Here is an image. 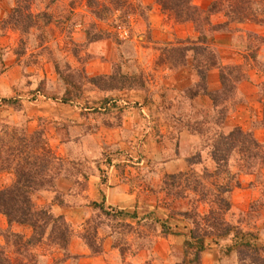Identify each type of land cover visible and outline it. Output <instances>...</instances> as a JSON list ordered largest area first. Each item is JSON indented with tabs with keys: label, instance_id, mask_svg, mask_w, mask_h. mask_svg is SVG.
Listing matches in <instances>:
<instances>
[{
	"label": "trees",
	"instance_id": "1",
	"mask_svg": "<svg viewBox=\"0 0 264 264\" xmlns=\"http://www.w3.org/2000/svg\"><path fill=\"white\" fill-rule=\"evenodd\" d=\"M13 1L15 4L11 12L0 21V34L11 29L26 38L15 51L18 58L26 55L28 38H34V32H37L38 47L49 52V47L44 44L49 38L46 29L55 21L53 15L47 11L34 12L36 0ZM78 1L80 4L86 2L87 8L99 22H110L113 16L119 14L112 24L114 28L129 27V19L137 13L145 19L144 13L139 7L134 8L130 0ZM155 2L170 20L177 24H192L197 34L194 39L178 40L157 48L161 53L159 65L185 67L191 57L200 82L188 91V95L194 98L195 95L204 94L213 102L212 113L198 114L195 120L189 119L185 124L189 132L200 137L201 152L188 159V172L163 178L162 191L167 201L164 204L169 211L167 219L158 213H151L146 230L140 231L126 222L127 219H135L136 214L110 210L102 203H93L96 214L87 222L82 239L94 254L100 253L97 229L109 220L113 221V232L118 235L116 247L124 258L131 250H134V255L143 249L153 252L159 236L178 235L183 236L185 241L179 248H174L182 256L180 262L173 264H202L204 253L212 245L217 246L220 255L236 253L241 263L264 264V245H260L259 233L244 228V220L233 223L227 218L232 212L231 195L235 189L242 187L241 177L255 176L256 183L263 182L264 143L256 138L254 129H264V113L262 122L255 123L251 130L236 127L225 132L228 116L245 103L238 89L249 77L241 66L223 65L215 43L217 34L233 33L234 24L253 23L264 27V0H212L206 7L196 4L195 0ZM75 3H71L72 9ZM144 8L148 13L146 23L149 30L151 8ZM217 16H222L224 22L215 23ZM85 35L86 43L75 45L73 50V56L81 67H74L69 62L62 67L54 55L48 58L55 65L65 90L61 93L55 83L52 85L47 80L40 86L43 94L71 105L81 101L89 92H100L106 95V105L121 93H147L150 90V80L136 62L132 39L122 40L119 35L99 29L97 21L90 24ZM109 39L115 40L119 50L118 56L112 59V73L106 76L89 75L85 64L93 58L91 55L81 58L80 49ZM236 47L240 52H246V61H253L264 74V59L258 56L264 48L263 37L250 33L246 40H238ZM212 69L220 71L222 88L217 92L208 91L207 76ZM260 97L264 101V83L260 85ZM1 106L18 109L22 104L19 99L6 98ZM208 161L213 163V168L209 167ZM81 171L77 162L65 160L49 147L45 123L34 134H29L24 126L0 123V174L10 173L13 177L10 185L0 188V214L6 217L9 224L8 230L0 229V264H42L38 250L44 253L59 250L65 254V259L70 258L69 247L74 230L64 217L56 216L53 212V205L63 204L62 196L56 194L52 203L42 207L38 206L36 200L46 191L56 192L60 177L74 180ZM257 204L259 201L253 204L252 209ZM170 218H174L177 224L174 225ZM14 225L32 228V237L26 239L25 235L13 232ZM150 231L158 233L157 236L149 234Z\"/></svg>",
	"mask_w": 264,
	"mask_h": 264
},
{
	"label": "crops",
	"instance_id": "2",
	"mask_svg": "<svg viewBox=\"0 0 264 264\" xmlns=\"http://www.w3.org/2000/svg\"><path fill=\"white\" fill-rule=\"evenodd\" d=\"M4 1L0 0V21L14 6L13 0ZM142 1L144 6L151 8L150 29L143 20L132 18L133 30L140 31V35L134 36L132 41L136 49V62L148 76L150 90L147 93H121L106 105V95L100 92L92 93L83 103L71 105L47 97L40 86L46 79L54 84L56 76L51 67L26 66V56L18 58L15 52L23 40L20 32L8 29L0 34V123L24 126L29 134L40 130L45 123L49 147L65 160L77 162L82 170L74 180L60 177L56 192L46 191L36 200L38 206L42 207L52 203L56 194H60L63 204L53 205V212L56 216L64 217L75 233L69 247L70 258L65 259V254L59 250L48 253L38 250L42 264L148 263L151 254L147 249L141 250L133 258L122 256L116 247L117 232H113V221L109 220L97 229L101 252H92L82 239L87 222L96 214L92 204L102 203L110 210L136 214L135 219H127L126 222L144 231L151 213H158L164 219L169 217L164 204L167 201L162 191L163 178L188 172V159L201 152L200 137L189 132L185 124L189 119L195 120L198 114L212 113L213 102L204 94L195 95L194 98L188 95V91L200 82L191 57L185 67L159 65L161 53L157 48L178 40L194 39L197 34L192 24H177L170 20L155 0ZM211 1L200 5L206 7ZM214 22H224V18L217 16ZM232 28L235 30L233 33L217 34L215 43L223 65L241 66L249 79L239 85V94L245 103L228 116L224 126L226 133L236 127L253 129L255 123L262 122L264 113V101L260 97L264 74L253 61H246V52H240L236 47V42L246 40L250 33L264 38V27L244 23L234 24ZM64 30L63 27L62 33ZM60 38L64 40L63 34ZM103 55L104 58H96L89 64L87 70L91 76L112 73L113 61L105 52ZM258 56L264 59V48ZM25 74L30 85L22 93L18 87L23 83ZM207 86L209 92L221 90L218 69L208 73ZM14 96L20 100V108L1 106L3 99ZM254 132L256 138L264 143V129H254ZM202 154L204 158L207 157L205 152ZM12 180V174H0V188L10 185ZM241 181L242 187L235 189L231 195L232 213L235 214L248 210L260 198L255 176H242ZM170 220L177 223L174 218ZM8 228L6 217L0 214V229L5 231ZM12 231L25 235L26 239L33 235V229L26 226L14 225ZM184 241L183 236H159L154 255L168 260L172 250L179 248ZM1 242L5 244L3 239ZM211 247L214 249L203 255V264H209L211 257L219 262L214 258L218 254L217 246ZM235 255L225 256V260L237 264Z\"/></svg>",
	"mask_w": 264,
	"mask_h": 264
},
{
	"label": "rangeland",
	"instance_id": "3",
	"mask_svg": "<svg viewBox=\"0 0 264 264\" xmlns=\"http://www.w3.org/2000/svg\"><path fill=\"white\" fill-rule=\"evenodd\" d=\"M101 1L104 2L106 0H101ZM205 1H207V0H195V2H200V3H198V5H200L201 3L202 4L205 3ZM6 2H7V0L4 1V3H6ZM72 2H76L75 6H73L74 9H72V7H71ZM130 2L132 3V5H134L133 6L134 8L139 7L140 8L139 10H141L145 15V19L141 18L138 13L134 17L143 20V22L147 25L146 19H147L148 13L146 14V11L144 8L146 6H144L143 1L142 0H130ZM13 4H15L14 1H13ZM33 9H34V12H36V13L42 12V11H47L48 13L53 15L55 21L48 29H46L47 34L49 35L48 36L49 38L47 39V41H48L47 44L45 43L44 45L49 47V49H50L49 52L45 51L43 48L38 47L39 44H37V43H39V42H38L37 37H36L37 32H34L35 33L34 34L35 39L31 38V37L28 38L29 44L27 47H29L28 50L30 51V54L28 51L26 52V55H25L26 57H25L24 62L26 64V66L29 63V66L34 65L35 67L38 66V67L45 68V69H46V66H49V68L51 67L53 75L56 76L55 81H54L55 87L59 88L60 92L63 93L65 90L64 83L61 80H59L55 65L48 58H50L51 55H54V57H56L59 60L60 65L62 67L64 66V64L66 62L71 63L74 67H81V64L73 56V50L76 47L75 45H79V44L84 45L86 43V35L85 34H86V30L88 29L90 24L97 21V26L99 27V29H103L105 31H110L111 33L118 35V33H117L118 27L114 28L112 26V24L117 20L116 17H118L119 14H116V16H113V18L110 20V22H99L91 14V12H90L91 10L89 8H87L86 2L83 1L80 4V1L77 2V0H36V4L34 5ZM131 19H129L130 25L128 24L127 26H129V27H127V28H129L131 31V35H132L131 39H132L134 36L138 37L140 35L138 32H140V31H138L137 29L133 30ZM63 27L65 30L62 33ZM61 34H63L64 40H62L60 38ZM21 36H22V39H26V38H24V36L22 34H21ZM32 44H33V46H30ZM80 50H81V58L86 57V55H91L93 58V59L89 60L87 62V64H85V68H86L87 72H88L87 68H88L89 64L92 63L96 58H99L102 56L104 58V55H103L104 52L109 57H111V60L116 58L119 54L117 43L113 39L101 41L98 43H93L88 48H86V49L81 48ZM32 63H34V64H32ZM49 80H51V79H49ZM44 81H47V79ZM51 81H49V82H51ZM29 83H30V80L27 77L26 79L23 80V83L18 87V90L20 89L21 90L20 92L24 93L26 91L25 89L29 85ZM92 93H94V92L87 93L81 101L76 102L75 104L83 103L84 101L87 100V98ZM12 98L14 99L15 96ZM204 143H202V144H204ZM206 160H208V159H206ZM208 165H209V167H211V162L208 161ZM198 169H200V168H198ZM256 184L258 185V188L260 189V198H258V200H256V201H254L248 210L241 211L238 214L231 212L227 218L230 221H232L233 223H237L238 221L242 222L244 220L245 223L244 224L242 223L244 225V228H246L247 230L252 231L254 233H257V234L259 233L260 245H264V170H263V182L260 183L258 181V183H256ZM257 201H259V204H257L255 206V208L252 209L253 204L256 203ZM176 224L174 223V225H176ZM182 224H181V227H183V225H184V224L183 225ZM150 232L151 233H149V234H151L154 237H156L158 234L154 231H150ZM212 249H214V248L211 247L209 250H212ZM215 249H217V248L215 247ZM133 252H134V250H131V252L128 253L126 257L133 258L136 255H138L140 251H138L136 255H134ZM219 253L220 252L218 251V254H216L217 257L214 256V258L217 261H219L220 264H232L229 260H227V259L225 260L224 255H220ZM150 254H151L150 261L152 262V264H173V263H177V262H180V258L182 256L180 251L176 250V249L172 250V253L170 254L168 260H164V259L154 255V251L153 252L150 251ZM235 256H236L235 261H237L236 262L237 264H245V263L240 262L239 256L237 254ZM219 262H215V260L212 257L209 260V264H219ZM202 264H203V260H202Z\"/></svg>",
	"mask_w": 264,
	"mask_h": 264
},
{
	"label": "built area",
	"instance_id": "4",
	"mask_svg": "<svg viewBox=\"0 0 264 264\" xmlns=\"http://www.w3.org/2000/svg\"><path fill=\"white\" fill-rule=\"evenodd\" d=\"M117 33L119 35V38L122 40H129L132 36L130 29L125 26H119L117 29Z\"/></svg>",
	"mask_w": 264,
	"mask_h": 264
}]
</instances>
